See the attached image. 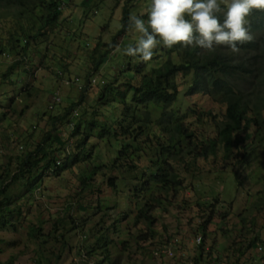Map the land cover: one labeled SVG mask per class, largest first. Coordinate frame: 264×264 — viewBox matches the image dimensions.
I'll return each mask as SVG.
<instances>
[{
	"label": "trees",
	"instance_id": "trees-1",
	"mask_svg": "<svg viewBox=\"0 0 264 264\" xmlns=\"http://www.w3.org/2000/svg\"><path fill=\"white\" fill-rule=\"evenodd\" d=\"M135 1L126 0L123 27L111 43L100 41L99 37L93 49L89 45L84 47L90 69L102 68L108 54L129 32L128 17ZM61 4L62 0H0V17H11L13 21L0 33V55L6 53L13 56L5 70L0 71V84L18 85L21 75L34 73L40 65L50 68L47 65L49 59L57 63V67H65L59 64L57 53L65 46L69 49L74 39L71 34L77 37L79 34L71 31L68 24L71 34L66 35ZM150 4L151 0L146 6L142 4L145 8L140 13H146ZM142 18L146 20L147 16ZM246 27L252 40L243 44L236 42L240 49L238 53H233L230 45H214V53L199 46L193 49L191 46L165 48L161 45L147 63L139 57L128 56L125 66L135 71L138 83L123 79L122 74L113 76L100 89L96 105H90L92 110L85 107L77 120H72L70 116L75 105L85 99L84 90L81 100L72 101L61 116L52 114L62 101L55 103L53 99L49 100L47 104L51 114L46 110L41 115L52 117L54 127L47 130L40 140L32 142L27 139L24 144L19 143L16 145L17 153L6 156V160L0 162V228L16 229L15 220L24 222L26 213L36 203L35 189L41 191L46 176H60L64 171H70L80 181L76 193L80 201L91 199L95 192H101L100 182L94 180L97 174H101L102 182L114 188L117 194L127 191L129 181L132 182L126 197L130 202L128 206L136 210L135 222L147 225L148 232L137 236L138 240L145 241L159 235L154 229L158 220L155 212L168 210L179 192L189 188L185 186L187 177L200 181L201 158L223 152L222 159L226 165L221 170L223 184L235 185V179L240 180L245 172L255 183L264 182V160L257 156L259 151H264V11H253L246 18ZM55 34L61 37L57 43ZM36 56H40L39 64L35 61ZM181 85H185L184 90L180 89ZM191 93L209 96L225 106V119L216 125V131L210 137L199 136L196 123L188 120L192 114H197L199 120L202 110L192 106L183 109L180 103L183 96ZM24 94L31 95V91ZM53 94L50 96L53 97ZM59 120L63 124L74 122L72 151L67 148L70 141L63 138L56 126ZM101 142L105 145L104 149L113 150L107 161L103 160L105 151L100 147ZM215 159L219 161V158ZM255 161L262 176L260 172L255 173ZM76 165L80 167L77 173L74 170ZM15 184H18V189H11ZM216 195L211 198L205 196L200 199L202 202H198L208 217L195 229L200 233L202 242L198 245L197 255L191 260L192 264H210L213 258L211 247L214 245L206 250L205 244L210 237L209 225L217 215L215 206L219 198ZM67 207L72 206L69 204ZM95 208H101L99 200ZM36 217L37 221L29 222V234L37 247L53 237V232H45L50 221H54V226L65 229V217L53 216L51 212L48 216L39 213ZM260 220H263L261 228L264 229V217ZM256 221L257 215L255 226ZM102 222L103 218L96 223V227L100 226L99 230L103 229ZM239 233L245 236L242 226ZM64 235L61 234L62 237ZM246 236V247L236 252L244 258L254 257L255 263L258 257L264 259V230L256 236ZM171 240L168 237L159 246ZM3 242L4 239L0 238V245ZM98 243L100 249L105 250L102 260H107L109 248L106 234L99 236ZM45 258L47 264H53L49 256ZM54 258L60 259L61 255L55 254ZM16 259L17 256H13L10 263ZM38 261L41 263V260ZM246 262L249 261L245 260L244 264ZM180 263V260L174 262Z\"/></svg>",
	"mask_w": 264,
	"mask_h": 264
},
{
	"label": "rangeland",
	"instance_id": "rangeland-1",
	"mask_svg": "<svg viewBox=\"0 0 264 264\" xmlns=\"http://www.w3.org/2000/svg\"><path fill=\"white\" fill-rule=\"evenodd\" d=\"M62 2L65 5V8L62 6L64 10L62 19L65 20L66 35L71 34L68 24L71 31L81 35L77 38L76 34H71L74 39L69 49L65 46L58 51L59 64L65 67H57L58 64L49 59L47 65L50 68L40 65L35 68L34 73L21 75L18 85L0 84V162L6 160V156L17 153L16 145L19 143L24 144L27 139L32 142L40 140L47 130L54 127L52 117L41 115L48 110L47 103L49 100L51 102L50 95L54 92L60 94L62 103L53 109L55 111L52 115L61 116L72 101H80L83 90L86 92V97L81 104L75 105L70 118L77 120L85 107L92 110L90 105H96V98L102 86L90 84L89 79L101 76L99 73L107 79L114 74H121L117 71L123 69V66L128 63V55L124 54L123 49L130 44L134 45L140 38L141 34L138 32H127L118 43L120 51L115 49L108 54L107 61L101 69H90L87 66L89 59L84 56L86 54L84 47L89 45L93 49L99 37L108 44L113 41L122 28L123 6L126 0H119V2L118 0H62ZM223 3H230V0H223ZM142 4L146 6L147 0H138V4L134 3L130 13L139 14L144 7ZM12 22L11 17H0V33L11 26ZM106 24L108 27L103 30ZM54 37L56 43L61 38L60 34ZM12 59L13 56L0 55V71L5 70ZM35 61L39 64L40 56H36ZM60 72L66 73L64 79L60 76ZM123 75L134 79L137 77L133 69L125 70ZM123 75L122 78L128 80ZM68 76H80L85 84L84 87L81 89L79 85L67 82ZM132 82L138 83V81ZM184 88L185 85H181L180 89L184 90ZM23 89L26 91H22ZM28 91H31V95L25 96L24 92L28 93ZM180 103L183 109L192 106L202 110L199 120H197V114H192L188 118L196 123L199 136H212L216 131V125L225 119V106L201 93L185 95ZM76 111L79 112L78 116L74 115ZM48 112L51 114L50 110ZM204 119L206 120L200 121ZM56 126L63 138L70 141L67 148L72 151L75 139L71 136L70 124H63L59 120ZM100 147L105 151L104 154L102 153L103 160H109L113 150L104 149L103 142L100 143ZM222 153L219 151L216 156L211 155L209 158L199 160L202 166L200 181L188 176L185 186L189 188L179 192L168 210L155 212L158 220L155 221L154 229L159 235L147 241L137 239L138 234L148 232V228L143 222H135L136 210L133 206H128L130 202L126 195L132 182L129 181L127 191L117 194L114 188L102 182L101 174H97L94 180L96 183L100 182L101 192H95L91 199L80 201L76 195L80 181L70 171H64L60 176H46L41 191L37 188L34 191L36 203H33L26 213L27 219L24 222L15 220L16 229L0 228V238L4 239L0 245L2 248L0 262L1 264H42V262L47 264L45 257L49 256L53 264H174L176 260L188 263L199 251L195 238L200 233H197L195 229L199 222L202 223L208 217V214L200 209L198 202H202L200 199L205 196L211 198L212 195L217 194L219 198V203L215 206L217 215L209 225L210 237L205 244L206 250L214 245L211 247L213 258L210 264H232L233 262L244 264L245 260L249 261L245 264H264V259L261 257H258L255 263L254 257L244 258L236 252L239 248L246 247V235L251 237L255 234L256 236L260 230H264L261 228L263 220H260L264 217V182L255 183L245 172L240 180L235 179V185L223 184L221 170L226 165L222 159ZM257 156L264 160V151H259ZM215 158H219V161ZM256 164L257 161H255V173L260 172L262 176L263 173ZM74 170L76 173L79 172V165H76ZM216 176L220 178L215 179ZM17 187L18 184H15L10 188L17 190ZM98 200L101 208L96 209ZM69 204L71 208L67 207ZM49 212L53 216L60 215L61 218H66L65 229L54 226V221H50L46 224L45 232H53V237H50L43 246L37 247V243L29 234V222L37 221L36 215L39 213L48 216ZM221 216L225 217L221 218ZM102 218L103 229L99 230L100 226L96 227V223ZM241 226L245 236L239 233ZM252 230L255 232L253 233ZM62 233H65L63 237ZM102 234H106L108 238L109 258L107 260H102L105 250L100 249L98 243V238ZM168 237L172 240L167 242V245L170 250H173L174 255L164 250V244L159 246L161 241H165ZM14 241L17 244L12 245ZM38 254L41 255L38 257ZM55 254L61 255V258H54ZM13 256H17V259L10 263ZM38 260H41V263Z\"/></svg>",
	"mask_w": 264,
	"mask_h": 264
},
{
	"label": "clouds",
	"instance_id": "clouds-1",
	"mask_svg": "<svg viewBox=\"0 0 264 264\" xmlns=\"http://www.w3.org/2000/svg\"><path fill=\"white\" fill-rule=\"evenodd\" d=\"M149 1L147 0L146 5L149 4ZM135 3L138 4V0ZM62 6L65 8L63 2L61 8ZM255 10L264 11V0H230V3L227 4L223 3V0H220L219 3L218 0H151L146 13L138 15L131 12L129 14L128 30L141 35L134 46L130 44L123 51L128 56L139 57L145 63L153 59L155 50L161 45L165 48H172L175 45H181L183 48L191 46L193 49L199 46L209 53L216 51L214 45H230L231 51L238 53L240 49L236 42L243 44L252 40L249 28L246 27V18ZM145 15L147 16L146 20L142 18ZM62 16H64L63 13ZM106 26L108 27V24L103 27L104 30L107 28ZM100 41L102 40L100 39ZM115 49L120 51V46L117 44ZM4 55L8 54L4 53ZM123 67L117 71L122 75L125 70H128L126 66ZM65 74V72H60L63 79L66 77ZM121 74L113 76L119 77ZM99 75L101 76L92 77L89 83L103 87L113 77L107 79L102 73ZM71 78L69 80L68 76L67 82L77 84L81 89L84 87L85 84L80 77ZM126 78L137 81L138 76L136 79ZM106 80L108 81L106 82ZM52 99L55 103L62 101L58 92H54ZM74 115L78 116L79 112H74ZM73 126L74 122H71L70 127L73 128ZM58 163L61 162L58 161ZM198 238H200V242L197 241ZM195 241L197 245H200L202 237L197 236ZM167 244L163 245L164 250L168 253L169 251L173 252ZM180 264H192V262Z\"/></svg>",
	"mask_w": 264,
	"mask_h": 264
},
{
	"label": "built area",
	"instance_id": "built-area-1",
	"mask_svg": "<svg viewBox=\"0 0 264 264\" xmlns=\"http://www.w3.org/2000/svg\"><path fill=\"white\" fill-rule=\"evenodd\" d=\"M197 241L200 242V238H198ZM169 253H170L171 255H173V252H172V251H169Z\"/></svg>",
	"mask_w": 264,
	"mask_h": 264
}]
</instances>
